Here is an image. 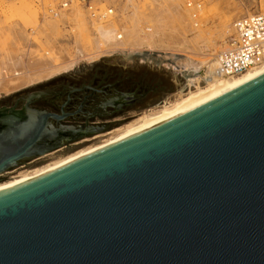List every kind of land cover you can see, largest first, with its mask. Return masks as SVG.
Listing matches in <instances>:
<instances>
[{"label": "water", "instance_id": "water-1", "mask_svg": "<svg viewBox=\"0 0 264 264\" xmlns=\"http://www.w3.org/2000/svg\"><path fill=\"white\" fill-rule=\"evenodd\" d=\"M103 60L171 82L155 103L186 84L155 56ZM0 264H264V75L0 190Z\"/></svg>", "mask_w": 264, "mask_h": 264}, {"label": "bare ground", "instance_id": "bare-ground-1", "mask_svg": "<svg viewBox=\"0 0 264 264\" xmlns=\"http://www.w3.org/2000/svg\"><path fill=\"white\" fill-rule=\"evenodd\" d=\"M29 1L43 23H57L65 38L73 39L72 46L12 50L8 45L9 34L0 31V97L70 70L80 60L94 61L116 52L135 53L145 48H156L175 56L178 59L176 67L192 74L188 81L191 89L175 102L143 113L108 133V138L101 143L19 174L14 180L0 184V190L148 130L264 75V61L239 75L228 76L222 67L221 55L233 46L232 38L236 37L235 23L253 14L231 0H125L124 11V0H104L99 4L101 16L94 14L95 18H91L90 11L78 0H73L71 16L63 14L61 17H54L48 9L62 0ZM258 11H264V8ZM35 12L33 15L37 19ZM236 17L238 19L234 21ZM67 23L71 29L68 34L62 27ZM203 81L205 86L201 85Z\"/></svg>", "mask_w": 264, "mask_h": 264}, {"label": "flooded vegetation", "instance_id": "flooded-vegetation-1", "mask_svg": "<svg viewBox=\"0 0 264 264\" xmlns=\"http://www.w3.org/2000/svg\"><path fill=\"white\" fill-rule=\"evenodd\" d=\"M138 66L100 60L0 98V162L17 156L0 171V184L22 168L104 141L92 139L124 126L134 112L155 106L152 99L173 92L171 82Z\"/></svg>", "mask_w": 264, "mask_h": 264}, {"label": "rangeland", "instance_id": "rangeland-1", "mask_svg": "<svg viewBox=\"0 0 264 264\" xmlns=\"http://www.w3.org/2000/svg\"><path fill=\"white\" fill-rule=\"evenodd\" d=\"M224 1L227 2L228 0H224ZM231 1H234V3L237 4L240 8H242L244 10L251 11L252 13L260 10L261 8H264V0H231ZM125 4H126V1L124 0L123 11H124ZM23 8L24 9L26 8V10H24ZM27 8H29V9H27ZM32 10H33V12L36 11L35 13L37 15V19L33 15ZM243 16H245V15H243ZM236 19H238V17L234 18L233 20L235 21ZM44 27H48V29H45ZM0 31L2 33L4 32V33L9 34L8 45H9V48H11L12 50H16V48H19V47H25V48H39L40 47V48H46V49H51L52 47L61 48L62 46H65V45L72 46L71 41L73 40V39L65 38L66 36H64V34L59 30L57 23H55L53 21H48V22L45 21L43 23L39 18V14H38L37 9L31 4V2L29 0H19L18 2H9L8 0H0ZM135 53H143V54L155 56V57H158L160 59L166 60L175 66L178 65L177 64L178 59L175 56H171V54L168 53L167 51L159 50L156 48H145L144 51L135 52ZM118 54H123V53L116 52V53H113L111 55L102 56L99 59L94 60V61L80 60L79 63L74 68L67 70V71H64L60 74H57L56 76H60L62 74L76 70V69L81 68L83 66L92 64L94 62H97V61H100V60H103V59H106V58H109L111 56H115ZM183 73H184V76L186 79V84L184 85V87L182 89H180L179 91L169 95L163 101L155 104V106L148 108L145 111L143 110L142 112H134L133 116L138 115V114L139 115L132 118L130 121L135 120L136 118H138L143 113L151 112L153 110L161 108V106H163L165 104H170L169 102H171V103L175 102L177 99H179L180 95L188 93L189 89H191L190 88L191 86H189L188 81H189L190 77L192 76V74L188 71L187 72L183 71ZM51 78H53V77H51ZM49 79H47V80H49ZM47 80H44V81H47ZM44 81H41L39 83H42ZM39 83H37V84H39ZM205 83L206 82L203 81L201 85L205 86L206 85ZM34 85H36V84H34ZM34 85H31V86H34ZM31 86H28V87H31ZM28 87H26V88H28ZM26 88H24V89H26ZM193 89H195V88H193ZM21 90H23V89H21ZM10 94H12V93H10ZM3 96H6V95H3ZM2 97H0V98H2ZM122 126H120L118 128H121ZM107 138H108V136H105L102 139L105 140ZM98 143H101V142H98ZM98 143H96V144H98ZM96 144H90L89 146L96 145ZM89 146H87V147H89ZM66 155H69V154H66ZM65 156L62 154L60 156V158L65 157ZM60 158H54V160L55 159L58 160ZM54 160H52V161H54ZM52 161L45 163V165L52 162ZM43 165L44 164L37 166L36 168L41 167ZM36 168H31V169L30 168H22L20 171V175L26 174L29 171H32ZM15 178H12V179L10 178L9 181L14 180ZM6 182H8V181H6Z\"/></svg>", "mask_w": 264, "mask_h": 264}, {"label": "built area", "instance_id": "built-area-1", "mask_svg": "<svg viewBox=\"0 0 264 264\" xmlns=\"http://www.w3.org/2000/svg\"><path fill=\"white\" fill-rule=\"evenodd\" d=\"M88 11L91 18L94 14L101 16L99 4L104 0H78ZM73 0L60 1L54 8L48 11L54 17H61L63 14L71 16ZM94 12V13H93ZM90 22H92L90 20ZM66 33L71 29L68 25H62ZM236 37L233 39V46L224 51L221 55V64L226 75H239L247 70L260 66L264 61V11H258L239 19L235 23Z\"/></svg>", "mask_w": 264, "mask_h": 264}]
</instances>
